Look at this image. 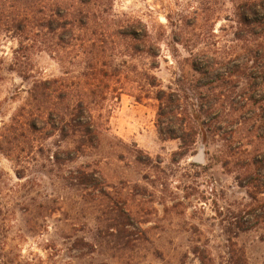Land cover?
<instances>
[{"label": "rangeland", "instance_id": "rangeland-1", "mask_svg": "<svg viewBox=\"0 0 264 264\" xmlns=\"http://www.w3.org/2000/svg\"><path fill=\"white\" fill-rule=\"evenodd\" d=\"M0 264H264V0H0Z\"/></svg>", "mask_w": 264, "mask_h": 264}, {"label": "trees", "instance_id": "trees-1", "mask_svg": "<svg viewBox=\"0 0 264 264\" xmlns=\"http://www.w3.org/2000/svg\"><path fill=\"white\" fill-rule=\"evenodd\" d=\"M29 39H19L20 48L17 50L15 55L16 65L19 68V74L21 77L31 82V88L29 90L30 96L33 100L38 102L32 105V111L28 112L26 121L24 122L28 127L35 131L46 128L48 125L47 117L59 119L64 126L62 127L63 132L69 136L70 133L81 132L85 136H88V141L92 142L95 140L100 133L95 122L84 121L82 116L84 113L91 111L90 108L84 105L66 107L65 109H59L57 107H46L39 104L40 100L46 95L48 89L47 81L37 78L34 74L27 70V65L24 64L26 55V49H28ZM21 53V54H20ZM152 86L155 84L153 81L150 83ZM141 93L137 95V99L141 100ZM162 100V98H161ZM167 108L163 107V110ZM86 173L81 172V181H88Z\"/></svg>", "mask_w": 264, "mask_h": 264}, {"label": "water", "instance_id": "water-1", "mask_svg": "<svg viewBox=\"0 0 264 264\" xmlns=\"http://www.w3.org/2000/svg\"><path fill=\"white\" fill-rule=\"evenodd\" d=\"M194 160L199 162V163H203L205 160V151L204 148L201 147L199 150V153L194 157Z\"/></svg>", "mask_w": 264, "mask_h": 264}]
</instances>
